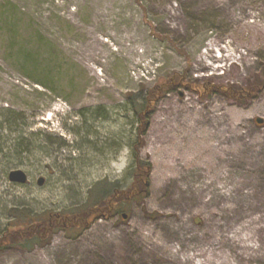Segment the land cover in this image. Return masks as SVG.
<instances>
[{"label": "rangeland", "instance_id": "obj_1", "mask_svg": "<svg viewBox=\"0 0 264 264\" xmlns=\"http://www.w3.org/2000/svg\"><path fill=\"white\" fill-rule=\"evenodd\" d=\"M176 74L140 151L149 196L0 264H264V0H0V237L127 188L132 100Z\"/></svg>", "mask_w": 264, "mask_h": 264}, {"label": "trees", "instance_id": "obj_2", "mask_svg": "<svg viewBox=\"0 0 264 264\" xmlns=\"http://www.w3.org/2000/svg\"><path fill=\"white\" fill-rule=\"evenodd\" d=\"M172 79L175 80V83L170 85V82H173ZM184 79L185 77L176 74L170 80H161L145 96L141 97L140 100H138L139 94L133 98L132 108L135 114V138L131 145L133 152V165L130 168L131 173H129L131 182L127 188L114 187L110 190L107 186L104 187L101 191L96 192L98 195L89 203V207L78 213H50L49 218L38 221L25 222L15 219L18 222L14 224L10 223L4 231L3 236L0 237V248L6 246L9 242L11 244H19L22 247L44 243L48 239L47 237L51 232L52 225L69 230L78 228L85 229L94 218H103L112 215L115 206L119 202H135L147 198L150 194L149 175L151 165L143 161L140 151L144 145V137L149 130L151 114L158 99L164 92L174 89L176 85H187ZM198 85L194 82L190 83L191 88H200ZM162 86L164 87L162 88ZM206 86L202 87L206 88ZM261 86H254L251 90L255 91ZM222 91H228V95L236 100H241L246 96L252 95L250 91H246L245 89L230 91V89L223 88Z\"/></svg>", "mask_w": 264, "mask_h": 264}, {"label": "water", "instance_id": "obj_3", "mask_svg": "<svg viewBox=\"0 0 264 264\" xmlns=\"http://www.w3.org/2000/svg\"><path fill=\"white\" fill-rule=\"evenodd\" d=\"M258 123H263L264 120L261 118H257L256 120ZM8 179L9 181L13 182V183H18V184H22L25 185L28 183L29 181V176L28 174L22 170V169H14L11 170L8 174ZM44 184V178L41 177L38 179V185H43ZM126 215H123V218H126Z\"/></svg>", "mask_w": 264, "mask_h": 264}, {"label": "bare ground", "instance_id": "obj_4", "mask_svg": "<svg viewBox=\"0 0 264 264\" xmlns=\"http://www.w3.org/2000/svg\"><path fill=\"white\" fill-rule=\"evenodd\" d=\"M249 240H251V238L247 235H241V238L237 239L238 243L244 242V243H246V245H247V241H249Z\"/></svg>", "mask_w": 264, "mask_h": 264}]
</instances>
